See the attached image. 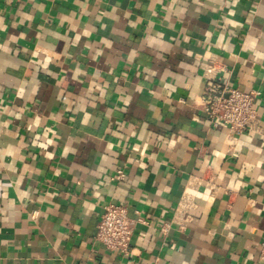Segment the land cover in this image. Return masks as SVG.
I'll use <instances>...</instances> for the list:
<instances>
[{"label": "crops", "instance_id": "obj_1", "mask_svg": "<svg viewBox=\"0 0 264 264\" xmlns=\"http://www.w3.org/2000/svg\"><path fill=\"white\" fill-rule=\"evenodd\" d=\"M209 67L264 124V0H0V264H264V138L207 118Z\"/></svg>", "mask_w": 264, "mask_h": 264}, {"label": "built area", "instance_id": "obj_2", "mask_svg": "<svg viewBox=\"0 0 264 264\" xmlns=\"http://www.w3.org/2000/svg\"><path fill=\"white\" fill-rule=\"evenodd\" d=\"M208 81L205 86L202 109L214 126L228 130L232 138L245 133H254L264 138V124L255 109L258 92H242L223 85L215 76V68L209 67ZM124 173L118 171L115 177L121 181ZM133 222L129 218L126 205L114 203L104 207L101 214L95 240L108 251H118L128 256L132 251ZM264 262V241L259 256Z\"/></svg>", "mask_w": 264, "mask_h": 264}]
</instances>
